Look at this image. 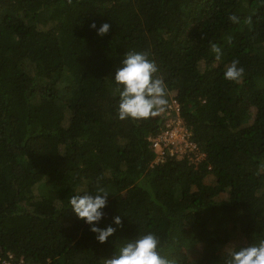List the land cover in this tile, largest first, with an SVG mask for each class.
Here are the masks:
<instances>
[{
  "label": "trees",
  "instance_id": "16d2710c",
  "mask_svg": "<svg viewBox=\"0 0 264 264\" xmlns=\"http://www.w3.org/2000/svg\"><path fill=\"white\" fill-rule=\"evenodd\" d=\"M132 51L165 82L157 118H118L112 75ZM233 60L239 82L223 78ZM176 117L197 168L153 147ZM97 188L99 226L121 216L102 244L68 208ZM146 232L174 264H225L264 239V0H0V256L105 264Z\"/></svg>",
  "mask_w": 264,
  "mask_h": 264
},
{
  "label": "clouds",
  "instance_id": "9594fccd",
  "mask_svg": "<svg viewBox=\"0 0 264 264\" xmlns=\"http://www.w3.org/2000/svg\"><path fill=\"white\" fill-rule=\"evenodd\" d=\"M229 19L235 21L236 17L232 16ZM110 27L109 23H103L98 28L95 22L89 24V28L95 30L99 36L108 33ZM212 51L215 53V59L219 61L223 55L221 49L213 44ZM158 71L156 62L150 60L146 53L132 51L125 54L112 75L115 84L113 92L118 97L117 115L120 120H147L166 110L167 89L163 79L156 75ZM243 74L244 69L239 66V61L233 60L223 72V78L227 81L239 82ZM169 109L175 112L174 106ZM168 113L170 112L166 114ZM175 119L179 120L178 117ZM179 122L184 128L182 122L180 120ZM189 139L196 145L191 138ZM176 154L187 156L194 168H197L202 157L196 150ZM197 155L198 160L195 159ZM158 161L156 159L154 164ZM109 195L103 188H97L95 193L82 191L70 198L68 207L78 220L88 226L96 241L101 244L113 236L116 229L121 226L120 215L114 216L111 224L103 228L99 226L105 217L104 210ZM8 255H12L14 260H19L12 253H8L6 256H0V264L8 260ZM105 264H174V261L171 258V249L167 254L163 253L158 235L146 232L125 240L118 251L105 259ZM225 264H264V239L246 247L229 249Z\"/></svg>",
  "mask_w": 264,
  "mask_h": 264
},
{
  "label": "built area",
  "instance_id": "2783aa9c",
  "mask_svg": "<svg viewBox=\"0 0 264 264\" xmlns=\"http://www.w3.org/2000/svg\"><path fill=\"white\" fill-rule=\"evenodd\" d=\"M175 114H178L176 104H174ZM168 113L167 115H169ZM190 133L181 126L179 120L175 118H169L165 125V130L162 131L161 135L153 140V147L163 150L165 147L169 148V154L184 153L186 151H195L199 153L196 145L190 141ZM163 156V155H162ZM160 158H158L159 160ZM196 160L199 159L197 155ZM23 259L14 260L12 255H8V260L3 261L2 264H23Z\"/></svg>",
  "mask_w": 264,
  "mask_h": 264
},
{
  "label": "rangeland",
  "instance_id": "374dc122",
  "mask_svg": "<svg viewBox=\"0 0 264 264\" xmlns=\"http://www.w3.org/2000/svg\"><path fill=\"white\" fill-rule=\"evenodd\" d=\"M154 118H157V116H156V117H153V119H154Z\"/></svg>",
  "mask_w": 264,
  "mask_h": 264
}]
</instances>
